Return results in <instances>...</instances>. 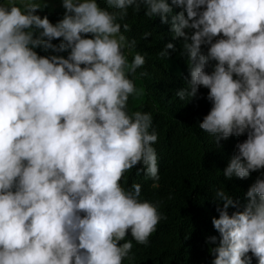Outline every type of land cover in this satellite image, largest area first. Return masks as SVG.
Returning a JSON list of instances; mask_svg holds the SVG:
<instances>
[{
	"label": "clouds",
	"instance_id": "9594fccd",
	"mask_svg": "<svg viewBox=\"0 0 264 264\" xmlns=\"http://www.w3.org/2000/svg\"><path fill=\"white\" fill-rule=\"evenodd\" d=\"M60 2L56 23L38 14L49 0L0 2V264H133L167 219L144 197L160 180L153 116L128 112L146 54L129 62L137 42L118 21L142 6L183 40L190 80L176 96L208 89L199 128L218 146L247 136L223 171L247 203L229 215L239 201L216 192L212 264H264V0Z\"/></svg>",
	"mask_w": 264,
	"mask_h": 264
},
{
	"label": "trees",
	"instance_id": "16d2710c",
	"mask_svg": "<svg viewBox=\"0 0 264 264\" xmlns=\"http://www.w3.org/2000/svg\"><path fill=\"white\" fill-rule=\"evenodd\" d=\"M6 3L7 0H0ZM101 7H106L104 0H98ZM170 2V0H169ZM113 11V9H109ZM181 9L174 8L173 14ZM63 7H49L40 15L47 14L51 22L62 18ZM128 15L120 23H127L130 31L124 33L137 45L127 55L131 62L135 52L146 54V64L137 70L148 73L143 78L130 77L137 88L143 87L142 97H130L128 112H148L153 116L150 131L158 134V141L152 145L157 152L159 167V187L144 197L159 203L164 216L167 217L152 237L147 248L133 252V264H212L211 244L206 243L211 236L219 238L213 228L212 218H219L215 198L218 190H224L234 200L239 201V208H229L231 215L243 211L247 203V190L234 184L233 177L227 180L223 171L230 159L236 154V145L247 136L230 137L216 145L214 138L199 128V123L208 114L212 105L207 100L208 89L201 87L197 98L189 102L181 101L176 92L187 87L190 71L183 51V40L173 39L170 23L162 24L159 17L149 19L144 15V7L134 13L128 8ZM171 16H169V21ZM151 36L143 39L144 33ZM58 44L59 41H53ZM167 43H172L176 51L169 50L170 59H162L158 53ZM40 55L46 53L37 50ZM206 54L207 48L202 47ZM61 55H67L62 53ZM211 71V69H207ZM138 182L135 172L125 176V184ZM222 207V204L220 205Z\"/></svg>",
	"mask_w": 264,
	"mask_h": 264
},
{
	"label": "rangeland",
	"instance_id": "374dc122",
	"mask_svg": "<svg viewBox=\"0 0 264 264\" xmlns=\"http://www.w3.org/2000/svg\"><path fill=\"white\" fill-rule=\"evenodd\" d=\"M49 4H51L54 7L56 6L62 7L60 0H49Z\"/></svg>",
	"mask_w": 264,
	"mask_h": 264
}]
</instances>
